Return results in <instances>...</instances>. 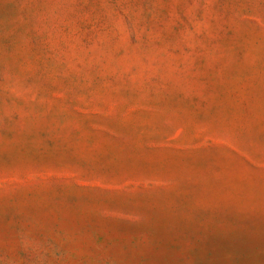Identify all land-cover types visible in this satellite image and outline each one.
Here are the masks:
<instances>
[{
  "label": "rangeland",
  "instance_id": "374dc122",
  "mask_svg": "<svg viewBox=\"0 0 264 264\" xmlns=\"http://www.w3.org/2000/svg\"><path fill=\"white\" fill-rule=\"evenodd\" d=\"M0 264H264V0H0Z\"/></svg>",
  "mask_w": 264,
  "mask_h": 264
}]
</instances>
